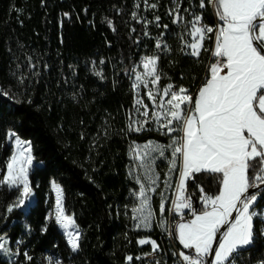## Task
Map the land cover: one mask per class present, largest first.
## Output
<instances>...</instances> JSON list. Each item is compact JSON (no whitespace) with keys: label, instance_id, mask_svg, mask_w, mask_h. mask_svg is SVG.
<instances>
[{"label":"trees","instance_id":"1","mask_svg":"<svg viewBox=\"0 0 264 264\" xmlns=\"http://www.w3.org/2000/svg\"><path fill=\"white\" fill-rule=\"evenodd\" d=\"M181 1L184 20L174 24L170 0H153L155 9L146 8L143 0H0V90L7 93L0 95V178L12 154L5 139L10 129L31 141L35 159L42 162L29 176L34 200L29 210L14 207L7 212L9 205L18 202L19 190L0 186V236L17 252L11 262L0 255V264H41L43 257L57 258L62 264H180L176 249L194 253L184 249L175 234L180 219L172 220L175 246L158 220L144 231L131 219V208L138 204L133 193L139 188L133 176L140 174L131 148L149 141L170 143L169 136L152 126L128 131L129 117L136 119L132 69L144 56H158V86H183L193 94L205 81L213 33L203 42L199 57L189 55V11L202 15V23L213 28L222 23L208 0L204 8L199 7L200 0ZM95 71H102L103 78ZM159 166L152 209L156 219L169 222L167 209L178 173H173V187L165 190L167 160L161 158ZM53 182L61 186L66 213L80 229L76 252L48 218L55 207ZM197 185L214 196L219 183L206 173L189 181L188 190L200 211ZM161 191L166 198L163 216L159 213ZM258 193L254 243L240 251L235 264H257L264 259L260 234L264 190ZM144 238L159 245L152 261L144 259L153 254L151 244H139ZM25 252L32 257L30 261ZM128 256L133 257L131 262Z\"/></svg>","mask_w":264,"mask_h":264},{"label":"snow or ice","instance_id":"2","mask_svg":"<svg viewBox=\"0 0 264 264\" xmlns=\"http://www.w3.org/2000/svg\"><path fill=\"white\" fill-rule=\"evenodd\" d=\"M208 3L214 7L222 23L213 28L202 23V15H194L186 25L188 35L192 37L186 47L191 49L188 54L193 57L200 56L203 42L211 38L209 33L215 36L211 50L214 62L209 65V76L195 96L183 86L178 89L172 84L162 89L158 86L161 79L157 68L158 56L142 58L143 72L132 69L135 76L132 87L138 90L142 85L149 89L146 95L153 103L150 109L143 99L135 100L134 114L143 119L130 116L128 131L141 132L155 125L157 131L169 136L170 143L161 146L149 141L144 145L134 144L131 148L132 159L138 162L135 166L143 169L142 174L133 176L139 188L133 193L138 204L131 208V219L138 221L137 227H151L154 212L149 193H156L160 181L155 162L160 158L166 159L165 190L173 187V173H178L173 207L167 211L180 214L175 234L184 249L194 252L187 254L181 251L179 257L184 264H235L236 256L251 246L256 236L254 218L258 213L254 206L259 193H250V189L264 185V0H208ZM145 4L152 9L157 7L156 3L148 4L147 0ZM199 7H205V0H200ZM132 15L135 19L137 14L134 12ZM169 15L174 17V24L184 20L178 2ZM155 20L159 21L160 17L156 16ZM108 23L111 26L112 22ZM155 46L159 49L161 43L157 42ZM95 64L93 62V67ZM94 74L103 78L102 71ZM19 82H24L23 76ZM6 94L0 90V95ZM5 139L14 144L15 150L6 161L0 186L19 190L18 202L7 207V212L11 213L31 195L28 171L33 158L30 142L21 140L15 131L8 130ZM169 149L170 158L165 156ZM201 173L216 178L219 188L213 196L197 185L202 204V210L197 211L191 196L186 193L189 181H194ZM52 187L56 191V202L49 219L64 230L71 250L76 252L80 247L76 221L66 213L60 186L53 182ZM159 195V213L163 216L166 198L163 191ZM185 209L191 219L184 220ZM164 223L160 221L161 226ZM260 234L264 236V228L260 229ZM149 243L153 252L158 250L159 245L155 241L139 240L141 245ZM6 244L7 241L0 236V251H8ZM23 255L28 261L32 259L27 252ZM210 256L211 260L208 259ZM127 260L131 262L133 257L128 256ZM155 264L161 262L156 261ZM257 264H264V259Z\"/></svg>","mask_w":264,"mask_h":264},{"label":"rangeland","instance_id":"3","mask_svg":"<svg viewBox=\"0 0 264 264\" xmlns=\"http://www.w3.org/2000/svg\"><path fill=\"white\" fill-rule=\"evenodd\" d=\"M144 1V5H145V7L146 8H149V7H147L146 6V4H145V0H143ZM152 2H153V0H147V3L148 4H152ZM170 2H171V11H172V9L176 6V4H177V2L179 3V6H180V9H181V5H182V1L181 0H170ZM181 14V13H180ZM182 15V14H181ZM194 15H196V13L194 12V10H190L189 11V16L188 17H190V20H192L193 19V16ZM183 16V15H182ZM183 22V21H182ZM192 41V37L190 36V38H189V42L188 43H190ZM189 50L191 51V49L189 48ZM135 70L136 71H138V72H143L144 71V69H143V67H142V64H141V61L139 62V64L135 67ZM134 81H135V76H134V74H133V83H134ZM159 83V82H158ZM149 88L150 89H153V91H154V88H153V86L152 85H149ZM149 89H146V88H144L142 85H141V87L137 90V89H134V91H135V94H136V99L137 98H141V99H143V101H144V103L145 104H148L149 105V108L151 109L152 108V101H150V100H148V98H147V95H146V92L148 91ZM158 99H159V97H158ZM165 100H167L168 98L167 97H165L164 98ZM157 111H158V109H157ZM149 115H151V111L149 112ZM137 118H139V119H143V117H137L136 116V119ZM153 128H155V125H153L152 126ZM175 134V133H174ZM20 137V136H19ZM20 139L21 140H23V141H26V142H30V144H31V155H32V165L29 167V171H28V178H29V176H30V173L35 169V167H37V166H41L42 165V162H39V161H37L36 159H35V157H34V155H33V148H32V143H31V141L30 140H27V139H23V138H21L20 137ZM7 143H8V145H10L11 146V148H12V152L15 150V146H14V144L12 143V142H10V141H8L7 140ZM154 144H158V143H155V142H153ZM142 145H144V144H142ZM158 145H161V144H158ZM161 146H164V145H161ZM167 151H169L170 153L169 154H166L167 153ZM153 155L154 156H156V155H158L157 153H153ZM165 156L166 157H168V158H170L171 157V150L169 149V150H166L165 151ZM161 159V158H160ZM160 159H157L156 160V162H155V171H156V173H158L159 174V172L158 171H160V166H159V162H160ZM139 171H140V174H142L143 173V169H139ZM158 183H159V181H158ZM29 185H30V183H29ZM149 195H151V197H152V200H151V204L153 205V198H154V195H155V193H149ZM171 202H172V200H171ZM33 204H34V200H33V192H31V195L29 196V197H27V198H25V200H24V204L23 205H21L20 206V208H23L24 210H29V208L31 207V206H33ZM153 210V209H152ZM54 211V210H53ZM53 211L50 213V214H52L53 213ZM258 213V212H257ZM50 216V215H49ZM49 218V217H48ZM192 217H190L189 219H191ZM260 218L264 221V210H262V212H261V214H260ZM175 219V217L174 216H172V220H174ZM155 220H158V224H159V226L161 227V229L162 230H165V231H167V234H169L170 233V226H169V224H170V213H169V216H168V220H169V222H166V223H164L162 226L160 225V219H156V216L154 215V217H153V219H152V224H151V227L150 228H145V227H143L142 225L139 227L140 229H142V230H144V231H148V230H150L151 228H153V225L155 224ZM165 220V219H164ZM137 223H138V221H137ZM76 226H77V224H76ZM60 228V227H59ZM61 229V228H60ZM62 230V232H63V234H64V230L63 229H61ZM77 230L79 231V233H80V229H79V227L77 226ZM171 233H172V229H171ZM65 235V234H64ZM169 236V235H168ZM65 237L67 238V236L65 235ZM4 239L7 241V244L5 245V247L8 249V251L7 252H3V251H0V255L3 257V258H5L6 260H8L9 262H11V261H14L15 259H16V257H17V252L16 251H14V250H12L10 247H9V240L6 238V237H4ZM144 239H150V238H144ZM67 240H68V238H67ZM150 240H152V239H150ZM153 241V240H152ZM68 243V242H67ZM150 244V243H149ZM71 247V246H70ZM154 253V252H153ZM151 255H153V254H151ZM155 256H153V258H154ZM50 262H51V264H62V262L60 261V260H58L57 258H51V257H43V258H41V264H50Z\"/></svg>","mask_w":264,"mask_h":264},{"label":"built area","instance_id":"4","mask_svg":"<svg viewBox=\"0 0 264 264\" xmlns=\"http://www.w3.org/2000/svg\"><path fill=\"white\" fill-rule=\"evenodd\" d=\"M218 25V23L216 24V26ZM214 40H215V36H214V33H213V44H212V49L214 48ZM212 62H214V58L212 57V55L210 56V59H209V61H208V64H207V67H206V72H205V75H204V78H203V81L204 80H206V78H208V76H209V65L212 63ZM175 88H176V86H175ZM199 89V87L196 89V91L192 94L193 96H195V94L197 93V90ZM57 185H59V184H57ZM60 186V185H59ZM60 188H61V186H60ZM53 195H54V200H55V202H56V191L54 190V188H53ZM186 195H190L191 196V200H192V203H193V206H194V201H193V198H192V195H191V193H190V191L188 190L187 191V193H186ZM175 196H176V191L174 190V193H173V196H172V200L175 198ZM62 202H63V195H62ZM173 207V204H172V202H171V205H170V208H172ZM54 210V209H53ZM170 216L172 217V216H174L175 218H177V219H180V214H177V213H175V212H172V213H170ZM183 216H184V218H186L187 216H190V214H189V212H188V210L187 209H185L184 210V213H183ZM169 226H170V233H171V229H172V223L170 222V224H169ZM168 234L169 235V237H170V239L172 240V243H173V245L175 246V244H174V241H173V239H172V234ZM141 245V244H140ZM144 245H146V244H144ZM141 246H143V245H141ZM158 250H159V248H158ZM157 250V251H158ZM179 252H181L180 250H177L176 249V254H177V257H178V260H179V263L180 264H184V262L182 261V259L179 257V255H178V253ZM187 254H194V253H187ZM153 256H155L156 257V251L153 253V255H146L145 256V258L147 259V260H149V261H152L154 258H153ZM140 257H142V256H140Z\"/></svg>","mask_w":264,"mask_h":264},{"label":"water","instance_id":"5","mask_svg":"<svg viewBox=\"0 0 264 264\" xmlns=\"http://www.w3.org/2000/svg\"><path fill=\"white\" fill-rule=\"evenodd\" d=\"M264 190V185H261V187L259 189H250V193H258L260 191ZM194 208L197 210L198 208V202L197 200H194ZM209 260L212 259V257H208Z\"/></svg>","mask_w":264,"mask_h":264},{"label":"bare ground","instance_id":"6","mask_svg":"<svg viewBox=\"0 0 264 264\" xmlns=\"http://www.w3.org/2000/svg\"><path fill=\"white\" fill-rule=\"evenodd\" d=\"M170 222L172 223V217L171 216H170ZM144 259H146L145 256H144Z\"/></svg>","mask_w":264,"mask_h":264},{"label":"crops","instance_id":"7","mask_svg":"<svg viewBox=\"0 0 264 264\" xmlns=\"http://www.w3.org/2000/svg\"><path fill=\"white\" fill-rule=\"evenodd\" d=\"M218 24H220V23H218Z\"/></svg>","mask_w":264,"mask_h":264}]
</instances>
